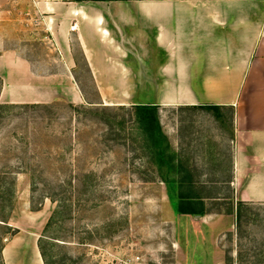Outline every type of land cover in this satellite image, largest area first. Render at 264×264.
<instances>
[{"label": "rangeland", "instance_id": "rangeland-1", "mask_svg": "<svg viewBox=\"0 0 264 264\" xmlns=\"http://www.w3.org/2000/svg\"><path fill=\"white\" fill-rule=\"evenodd\" d=\"M56 1L123 9L164 0ZM34 11L33 0L0 10V36L33 72L63 74L66 63L56 41ZM112 32L118 46L131 48ZM72 56L84 95L69 93L76 89L61 78L60 88L22 93L21 103L0 99V248L12 234L2 221L9 213L43 210L46 228L57 207L53 198L59 213L42 238L46 245L57 242L51 246L55 264H264V203L246 206L240 226L217 229L214 217H178L175 169L167 158L158 159L156 148L146 144L147 133L132 120V106L153 95L100 96L75 34ZM2 84L0 77V89ZM221 113L218 119L208 110L159 109L168 144L164 153L190 157L201 180L231 177L225 148L233 113L227 108ZM217 184L207 186L211 194L220 192L222 205L210 208L227 211L232 191L228 183Z\"/></svg>", "mask_w": 264, "mask_h": 264}, {"label": "crops", "instance_id": "crops-1", "mask_svg": "<svg viewBox=\"0 0 264 264\" xmlns=\"http://www.w3.org/2000/svg\"><path fill=\"white\" fill-rule=\"evenodd\" d=\"M14 1L0 0V10ZM33 4L38 22L48 26L66 68L63 74L33 72L29 62L5 46L7 41L0 36V99L21 103L22 93L58 89L61 78L77 90L69 93L84 95L73 72L75 34L100 96L150 94L151 100L133 104L183 110L210 104L220 111L230 109L232 131L225 149L230 151L231 177L224 183L232 191L235 211L239 202L264 203V0H164L123 9L76 7L70 6L73 1L56 0H33ZM111 31L131 48L118 46ZM29 80L39 84L30 87ZM187 159L189 168L200 174ZM212 195L220 201V192ZM215 203L222 205L206 202V215L197 216L214 217L217 229L236 222V213L210 208ZM179 216L198 219L178 212ZM45 224L43 210L21 208L10 213L7 225L19 232L5 238L2 263L45 264L39 247Z\"/></svg>", "mask_w": 264, "mask_h": 264}, {"label": "trees", "instance_id": "trees-1", "mask_svg": "<svg viewBox=\"0 0 264 264\" xmlns=\"http://www.w3.org/2000/svg\"><path fill=\"white\" fill-rule=\"evenodd\" d=\"M74 1H84V0H74ZM95 1H113V0H95ZM1 107H3V104L0 103V108ZM199 108L202 110H208L210 112H214L215 116L218 119H220V117L222 116V113L220 111L221 108L219 106L206 104V105L199 106ZM131 109H133L135 112L134 117L132 116L133 122H136L138 124V127L147 133V137H146L147 143L146 144L156 148V151H158L157 157L162 163L164 162L165 158H167L171 166L177 170L176 177L174 178V181L172 182H176L179 187L178 189V202L179 203L177 205L178 212L181 214H189L192 216H197V215L205 216L207 213L206 202L211 201V199L213 201L219 202L218 200H216L218 198H214V196L209 192L212 190H210V188H208L207 185H209L210 183L224 182L222 177L220 178L218 176L210 180H201L202 175L194 173L192 167H191L192 169L189 168L188 161H187L188 159L186 156H184L183 154H180L178 155L179 157H175L174 155H168L164 153V148L167 147L168 144H166L167 142L165 141V139H167V137L165 136L164 130L161 125V118L159 115L160 105H135V106H132ZM161 134H163L162 138H161ZM161 181L166 182V181H171V180L169 178L162 177ZM204 192H207V193H204ZM51 200L57 203V207L55 208L52 216L49 219V222L47 223V226L45 228V233H50V228L52 224L54 223V220L57 214L59 213V209H60V203L58 202V200L53 199V198H51ZM217 205L219 204L215 203V206ZM248 205L250 204L239 202L237 204L236 211H235L233 203L231 202L229 209L225 211V213L227 214L236 213L237 215L236 225L240 226L244 208ZM9 215L5 217V219H3L2 221L8 224ZM10 228L12 230L11 236L19 232L18 229H15L12 227ZM49 237L53 241L54 239H56L52 235H48V238ZM43 238L39 240V247H40L43 259H44V263L45 264H55L56 262L54 261L53 256L51 255V246H54L57 242L55 241L53 243L47 242V245H46L44 243ZM2 246L0 248L1 264H3L2 255H1Z\"/></svg>", "mask_w": 264, "mask_h": 264}, {"label": "built area", "instance_id": "built-area-1", "mask_svg": "<svg viewBox=\"0 0 264 264\" xmlns=\"http://www.w3.org/2000/svg\"><path fill=\"white\" fill-rule=\"evenodd\" d=\"M75 28V26L73 27V29Z\"/></svg>", "mask_w": 264, "mask_h": 264}, {"label": "water", "instance_id": "water-1", "mask_svg": "<svg viewBox=\"0 0 264 264\" xmlns=\"http://www.w3.org/2000/svg\"><path fill=\"white\" fill-rule=\"evenodd\" d=\"M200 217V216H197V218Z\"/></svg>", "mask_w": 264, "mask_h": 264}]
</instances>
